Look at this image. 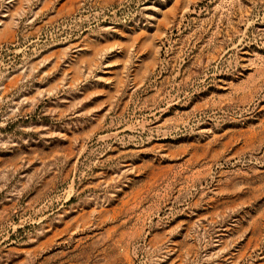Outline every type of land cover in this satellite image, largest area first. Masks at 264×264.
Returning <instances> with one entry per match:
<instances>
[{
	"label": "rangeland",
	"instance_id": "obj_1",
	"mask_svg": "<svg viewBox=\"0 0 264 264\" xmlns=\"http://www.w3.org/2000/svg\"><path fill=\"white\" fill-rule=\"evenodd\" d=\"M0 264H264V0H0Z\"/></svg>",
	"mask_w": 264,
	"mask_h": 264
}]
</instances>
